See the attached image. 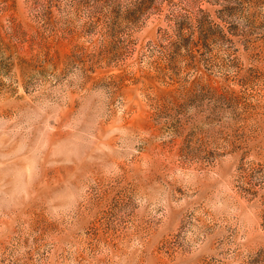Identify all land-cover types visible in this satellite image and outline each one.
I'll list each match as a JSON object with an SVG mask.
<instances>
[{"label":"rangeland","instance_id":"obj_1","mask_svg":"<svg viewBox=\"0 0 264 264\" xmlns=\"http://www.w3.org/2000/svg\"><path fill=\"white\" fill-rule=\"evenodd\" d=\"M0 264H264V0H0Z\"/></svg>","mask_w":264,"mask_h":264}]
</instances>
